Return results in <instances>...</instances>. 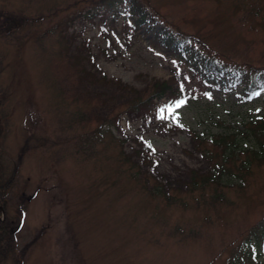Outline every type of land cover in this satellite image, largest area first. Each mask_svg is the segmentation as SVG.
I'll list each match as a JSON object with an SVG mask.
<instances>
[{"label": "rangeland", "instance_id": "1", "mask_svg": "<svg viewBox=\"0 0 264 264\" xmlns=\"http://www.w3.org/2000/svg\"><path fill=\"white\" fill-rule=\"evenodd\" d=\"M149 2L173 27L218 31L217 0ZM87 4L0 0L1 18L21 14L25 23L0 35L1 160H13L29 141L13 179L14 192L28 196L16 249L35 239L24 264H224L264 213V167L252 165L245 183L231 176L217 199L212 185L203 196L188 192L189 172L211 166L190 132L233 131L249 147L238 130L249 117H264V90L250 97L239 88L209 91L182 57L154 44L159 24L134 28L127 14L85 13ZM246 42L247 49L227 51L264 63V29L249 30ZM154 81L172 91L155 104L161 118L126 112V101ZM177 99L185 101L179 108ZM139 137L153 152L139 148ZM156 183L160 192H178L177 203L155 195Z\"/></svg>", "mask_w": 264, "mask_h": 264}, {"label": "trees", "instance_id": "2", "mask_svg": "<svg viewBox=\"0 0 264 264\" xmlns=\"http://www.w3.org/2000/svg\"><path fill=\"white\" fill-rule=\"evenodd\" d=\"M217 3L222 13L214 16L212 25L217 26L218 31L200 27L197 28V33L182 30L176 25L173 27L158 14L149 0H88L83 10L85 13L101 10L111 14L113 18L127 14L134 28L147 25L149 30H153L159 24L153 30L154 44L168 53L182 57L207 90L239 88L240 93L250 97L251 94L264 90V63L240 61V56L237 53L230 54L227 48L232 44L247 49L249 30L264 29V0H217ZM79 14L78 12L77 15ZM22 25L25 23L21 14H6L0 17V35L14 34ZM1 69L0 56V71ZM171 93L167 82L154 81L147 92L138 93L126 101L125 111L145 117L158 113L156 102ZM6 94V89L0 87V141L6 132L7 115L3 107ZM177 95L180 96L181 93ZM165 124L168 127L179 123L166 120ZM238 133L242 138L248 139L251 143L249 147L241 146L237 133L233 131L216 132L205 137L191 130L194 146L209 160L211 166L206 174L189 172L186 183L188 192L196 191L197 196H203L198 193L212 185L211 194L217 199L221 197L220 188L228 184L231 176L238 183H245L252 165L264 167V117H249ZM28 143V139L23 141L17 149L16 157L10 162H3L0 154V264H24V254L35 241L33 238L16 249V233L23 219L28 196L21 191L14 192L13 179L24 152L28 150ZM137 143L140 149L153 152L143 138L139 137ZM148 157L150 158L149 155ZM7 163L10 164L9 169H5ZM145 185H141L142 189ZM159 189L161 185L154 184L155 195L160 194L163 202L177 203L178 192L168 194ZM244 238V241L242 239L233 245L224 264H264V213L247 228Z\"/></svg>", "mask_w": 264, "mask_h": 264}, {"label": "snow or ice", "instance_id": "3", "mask_svg": "<svg viewBox=\"0 0 264 264\" xmlns=\"http://www.w3.org/2000/svg\"><path fill=\"white\" fill-rule=\"evenodd\" d=\"M181 90L183 91V86H181ZM184 102H185V101L182 100V99H177V100L174 101V105H175L176 108H179L182 104H184ZM172 106H173V105L170 104V105H167L166 107H168L169 109H171ZM159 112H163V109H160ZM158 118H161V117L159 116V113H158Z\"/></svg>", "mask_w": 264, "mask_h": 264}]
</instances>
